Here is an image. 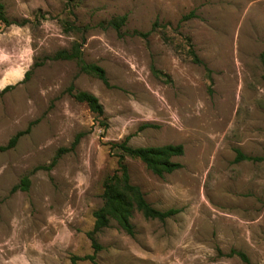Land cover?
I'll return each instance as SVG.
<instances>
[{
    "label": "rangeland",
    "instance_id": "rangeland-1",
    "mask_svg": "<svg viewBox=\"0 0 264 264\" xmlns=\"http://www.w3.org/2000/svg\"><path fill=\"white\" fill-rule=\"evenodd\" d=\"M0 1L16 21H0V91L14 85L0 93V145L30 126L0 152V264H93L87 232L117 166L111 145L126 136L183 145L172 158L182 167L162 176L126 158L146 200L179 211L160 221L135 210L132 236L112 219L95 235L97 264H247L233 251L264 264V0ZM122 15L119 33L108 22ZM74 43L110 86L48 58ZM25 175L28 188L12 191Z\"/></svg>",
    "mask_w": 264,
    "mask_h": 264
},
{
    "label": "trees",
    "instance_id": "trees-1",
    "mask_svg": "<svg viewBox=\"0 0 264 264\" xmlns=\"http://www.w3.org/2000/svg\"><path fill=\"white\" fill-rule=\"evenodd\" d=\"M126 15L112 18L108 23L113 26L119 33L121 26L126 21ZM0 21L5 25H10L16 21L10 20L6 16L5 6L0 1ZM150 31L142 32L139 30H133L132 35L141 36L146 39ZM190 53L193 60L196 63L203 64L207 72L209 68L205 66L203 61L198 58L194 49L191 48ZM50 59H73L78 65L79 72H85L96 76L100 79L104 85L110 86L109 81L106 76L105 69L93 62H86L80 50V44L74 43L70 49H60L57 50L53 55H50ZM260 62L264 69V50L261 51ZM13 84H8L2 88L0 93L6 92L7 90L13 88ZM69 93L75 100L83 102L87 105L89 110L95 113L97 116H102L104 114L103 105L100 103L97 96L93 93L85 90H75L73 84L71 83L65 90ZM30 126L24 130H19L13 134L7 143L0 145V152L13 148L18 139L28 132ZM129 137L126 136L123 140L118 143H112L111 149H115L117 156L116 168L114 171L107 175L102 182V192H101V205L93 211L94 222L92 229L87 232V236L92 242L94 248V253L90 255H85L84 259H90L93 264H97L95 261V254L99 250L100 245L96 242V233L100 232L104 228L108 227L110 221L113 219L117 222L121 229H123L128 235H134V225L131 222L133 212L135 210L141 212L145 218L157 219L164 221L165 219L176 214L178 208H168L165 210H160L153 207L145 198L144 193L140 187L131 182L128 165L126 163V158H132L140 160L147 169L151 170L154 174L162 176L164 173H171L174 170L182 167V164L178 161H174L172 158L174 156L183 154L182 144H163V145H148V146H132L128 143ZM79 137L72 142V149L76 146ZM60 151H58L52 163H54L59 156ZM253 160V156L242 154L237 150L236 161L239 160ZM29 186V178L27 175L23 176L19 183L12 187V191L17 189L26 190ZM237 253L247 264L249 263L246 255L241 251H233Z\"/></svg>",
    "mask_w": 264,
    "mask_h": 264
}]
</instances>
